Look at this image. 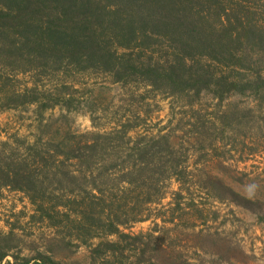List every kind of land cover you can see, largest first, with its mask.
<instances>
[{"label":"rangeland","instance_id":"374dc122","mask_svg":"<svg viewBox=\"0 0 264 264\" xmlns=\"http://www.w3.org/2000/svg\"><path fill=\"white\" fill-rule=\"evenodd\" d=\"M229 1L264 27V0ZM56 65L0 55V166L35 175L0 178V264H264V91L172 94Z\"/></svg>","mask_w":264,"mask_h":264},{"label":"trees","instance_id":"16d2710c","mask_svg":"<svg viewBox=\"0 0 264 264\" xmlns=\"http://www.w3.org/2000/svg\"><path fill=\"white\" fill-rule=\"evenodd\" d=\"M226 5L229 0H0V55L94 70L112 82L172 94H258L264 91V67L257 63L264 58V27L245 5ZM7 166H0L3 182L31 188L35 175L22 162ZM5 256L0 248V262ZM42 258L35 264H59Z\"/></svg>","mask_w":264,"mask_h":264}]
</instances>
